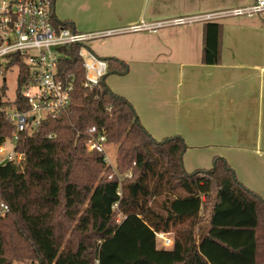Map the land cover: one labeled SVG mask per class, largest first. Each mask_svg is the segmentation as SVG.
Segmentation results:
<instances>
[{
    "label": "trees",
    "instance_id": "16d2710c",
    "mask_svg": "<svg viewBox=\"0 0 264 264\" xmlns=\"http://www.w3.org/2000/svg\"><path fill=\"white\" fill-rule=\"evenodd\" d=\"M222 29L218 21L204 22L203 63L220 62ZM78 49H64L59 60L61 73L73 76L68 111L19 133L14 149L23 159L0 164V264H264V198L221 156L209 169L187 173L182 137L156 140L132 104L106 84L107 74L126 71L125 63L105 58L98 85L83 87ZM20 67L13 103L25 112ZM8 103L1 84L0 145L15 129L3 110ZM92 125L117 145L111 178L103 154L85 147ZM126 172L131 176L119 180ZM157 232H171L169 248L157 246Z\"/></svg>",
    "mask_w": 264,
    "mask_h": 264
},
{
    "label": "crops",
    "instance_id": "0c3cea01",
    "mask_svg": "<svg viewBox=\"0 0 264 264\" xmlns=\"http://www.w3.org/2000/svg\"><path fill=\"white\" fill-rule=\"evenodd\" d=\"M254 2L54 0V12L60 21L71 22L80 32L120 30L102 36L104 58L115 57L125 63V72L131 74L133 82L119 95L132 104L140 123L152 135L177 134L185 139L194 135L206 136L205 142L224 141L230 146L221 155L229 165L241 167L235 156L247 157L248 165L251 157L259 156L264 168V12L218 21L223 29L217 64L201 60L203 21L169 25L154 32L127 30L140 22L194 16ZM160 125L165 128L161 130ZM238 178L264 198V175L257 184H249L240 173Z\"/></svg>",
    "mask_w": 264,
    "mask_h": 264
},
{
    "label": "built area",
    "instance_id": "2783aa9c",
    "mask_svg": "<svg viewBox=\"0 0 264 264\" xmlns=\"http://www.w3.org/2000/svg\"><path fill=\"white\" fill-rule=\"evenodd\" d=\"M263 12L264 0H255L248 6L149 23L140 22L130 26L127 30L154 32L169 25L195 21H217V19L228 16L254 15ZM59 21L54 12V0H0V75L10 67L17 66L19 68L18 78L23 74L20 64L25 67L26 76L20 85L19 92L29 106V110L25 112L18 111L13 102H9L3 108L6 117L14 123L15 129L10 138L13 140V147L2 159L0 158V164L8 160L21 161L23 159V153L14 149L19 133L31 134L41 120L47 117L55 118L68 111L73 90V76H65L61 73L59 60L64 49L75 44L79 46L77 55L81 59L84 70L83 87L97 86L100 78L107 72V60L93 54L85 43L93 38L117 33L120 30L84 33L75 30L72 26H63ZM30 117L32 119L29 121ZM84 133L86 149L103 154L104 163L112 168V172L108 175L111 178V174L115 172V166L107 160L106 145L108 143L104 130L92 125L88 126ZM4 151L1 144L0 155ZM130 176L131 173L126 172L123 176L119 175V180ZM120 186L119 183L116 191L118 196L121 195ZM111 208L117 211L115 221L120 222L124 215L118 210L117 202L113 203ZM156 235L162 238V246H171L172 239L165 235V232H157Z\"/></svg>",
    "mask_w": 264,
    "mask_h": 264
},
{
    "label": "rangeland",
    "instance_id": "374dc122",
    "mask_svg": "<svg viewBox=\"0 0 264 264\" xmlns=\"http://www.w3.org/2000/svg\"><path fill=\"white\" fill-rule=\"evenodd\" d=\"M56 5L57 3L55 4V6ZM241 16H244V15H241ZM219 20L220 19H217V21ZM85 45L97 57H100V58L107 57L105 56V51H104L105 40L103 37L93 38L91 40H88L86 41ZM82 51H83L84 57L86 58L85 50L83 49ZM18 73H19V68L17 66H12L8 70H6L2 75H0V85L3 83L5 84L6 97H7V100L11 103L13 102L16 96V91L18 87V84H17ZM130 77H131V74H128L125 71H117V73L112 72V73L107 74L105 78V82L108 86H110V89L113 92L118 91L116 93L120 94V93H123L124 90H127V88L131 87L133 79H131ZM3 78L5 79L4 81H3ZM135 113L137 115L136 110H135ZM138 120H139V117H138ZM158 127L162 130L163 128H165V125H160ZM145 129L151 135L153 134V132L151 133L148 130V128L145 127ZM171 136H174V135H171ZM171 136L161 137L160 135L159 136L152 135V137H154L156 140H159V141L163 138H167ZM179 136L182 137L186 145L185 150L182 154V164H183L184 170L187 173H191L195 169H209L212 166L213 157L214 156L222 157L223 155H221V153L226 151V148L230 146V144L227 145L228 144L227 142H224V141L221 142L219 140L209 139L208 142H205L206 136L197 137V136L192 135V137L189 139H185L184 136L182 135H179ZM2 146L5 151L3 154L0 155L1 159L5 156V154H7L12 149L13 140L6 138L4 142L2 143ZM106 152H107L106 155H107L108 162L109 163L111 162L112 166H115L117 145L107 144ZM235 159L237 163L241 165V167L235 168L231 165L230 167H232V169L234 170L237 179L240 181V179L238 178V175L240 173V175L244 177V180H246L249 184L251 183V181L257 184L258 180H260L262 176L264 175V168L260 166L262 165V161L260 157L256 156V157L250 158L249 162H251L253 165L252 164L248 165L247 157L235 156ZM253 166H255L254 169H253ZM162 198L163 196L158 197L157 198L158 202H160ZM202 223L205 224V220H203ZM156 241H157L158 247H163L165 249L170 247V246H165V247L162 246V238L159 235H156ZM13 264H37V263L35 260L27 259V260L14 262Z\"/></svg>",
    "mask_w": 264,
    "mask_h": 264
},
{
    "label": "water",
    "instance_id": "95a60500",
    "mask_svg": "<svg viewBox=\"0 0 264 264\" xmlns=\"http://www.w3.org/2000/svg\"><path fill=\"white\" fill-rule=\"evenodd\" d=\"M32 119V117L29 118V121Z\"/></svg>",
    "mask_w": 264,
    "mask_h": 264
}]
</instances>
